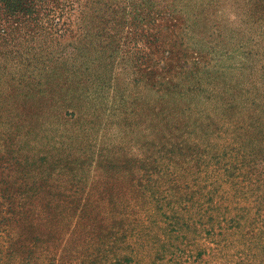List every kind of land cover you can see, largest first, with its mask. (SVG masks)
<instances>
[{
	"label": "trees",
	"instance_id": "obj_1",
	"mask_svg": "<svg viewBox=\"0 0 264 264\" xmlns=\"http://www.w3.org/2000/svg\"><path fill=\"white\" fill-rule=\"evenodd\" d=\"M211 3L0 0V264H264V0Z\"/></svg>",
	"mask_w": 264,
	"mask_h": 264
},
{
	"label": "rangeland",
	"instance_id": "obj_2",
	"mask_svg": "<svg viewBox=\"0 0 264 264\" xmlns=\"http://www.w3.org/2000/svg\"><path fill=\"white\" fill-rule=\"evenodd\" d=\"M217 3H216V2ZM218 1L219 2H221L222 0H212V2L213 3H211V6L210 7H208V8H205L204 9V12L206 13V16H207V18H208V20H209V26H215V18L219 15V3H218ZM223 1H225V4L223 5V6H225V8H222V10H223V12H224V14L229 10V7H228V5L231 3V0H230V3L229 4H227L228 2H229V0H223ZM192 2H193V0H192ZM230 16H232V13L230 14ZM171 23H169L168 25H169V27L168 28H163L162 30H159L158 32H159V35H160V37H161V40H167V42H169L170 43V46H172L173 45V43H174V41L176 40V42H177V46L179 47L180 45H179V38H181V41H183L184 43H185V45H189V46H193V44H188L190 41H187V39L184 37V31H181V29L180 28H177V27H170L171 25H170ZM158 35V34H157ZM61 39H60V42L61 43H65V42H67V41H70V40H72V38H73V34L72 33H69V34H65V35H63L62 37H60ZM176 45V44H175ZM85 55H88V57L89 58H93L94 57V59L97 57L96 56V53H94L93 54V56H92V54H91V52H87V54H85ZM81 57V56H80ZM223 61H224V59H223ZM212 62H213V60H212ZM225 62V61H224ZM226 63H228V61H226ZM123 74H124V72H122V70H120L119 71V75H118V77H120V78H122L123 77ZM127 77H126V75H125V80H123V81H126L127 79H126ZM122 82V81H121ZM119 87H121L122 88V86H119ZM137 90H134L133 88H132V86L130 85V84H128L127 85V90H128V92L130 93V98H133L134 96H142V94H144L145 93V91H144V89L142 90V89H140L139 87L138 88H136ZM106 90H104V92L103 93H106L107 95H109V96H107L106 97V108H108L109 106H110V108L114 111V113H118V112H122V111H120V109H114V106L115 107H120V106H116L117 104H119L120 102L119 101H116V102H114V98H115V93H113V96H112V99H113V101L111 100V95H110V91L108 90V91H106ZM112 92V91H111ZM140 99H141V97H140ZM115 105H114V104ZM127 106H129L128 104L126 105V107ZM126 107H125V110H126V113H128V111H129V107H127V109H126ZM121 108H123V106H121ZM3 110V114H4V116L2 117V118H0V126L2 127V129L4 130V128L6 129L7 127H8V129H10V127H11V124H14L13 123V121L15 120V114L14 113H10V112H6L5 110L6 109H2ZM40 111L41 112H43L42 113V115L41 116H37V117H32L31 118V120H35L36 121V123L37 124H41V125H43V124H46L47 122H50V121H54L55 120V117H57V118H60L61 120H62V124H56V126H57V128H66L68 131H70L72 128H77V129H79L80 128V125H82V124H80L81 122H79V120H73V118L72 117H68V113H66L65 115H62V118H61V116L60 117H58V116H56V115H51L50 113L51 112H53L52 110H51V107L50 108H48L47 110H44L42 107H41V109H40ZM47 114H48V117H47ZM60 114V113H59ZM121 114V113H120ZM36 115H38V114H36ZM213 116V119L215 120V122L217 121L216 120V116H214V115H212ZM53 117V118H52ZM40 118H42L43 119V121L42 122H40ZM47 118L49 119V120H47ZM52 122H50L49 124H52ZM215 122H213V123H215ZM3 123H7V124H3ZM2 129H0V130H2ZM3 165V164H2ZM3 166H6V165H3ZM57 170V169H56ZM89 173L90 172H93V169L90 167L88 170H87ZM100 175H102V173H99V175H97L96 174V176H94V177H97L98 176V178H99V176ZM67 177H68V175H67V173L66 172H63V173H60V174H58V175H55V176H53V178H55V179H57V181H65L66 179H67ZM53 186H55V187H58V188H60V189H62V188H65V187H67L68 186V184H64V183H56L55 185H53ZM223 188L224 189H229L230 188V186L229 185H225V186H223ZM235 240H237L236 242H235V246H233V247H229L228 248V252L229 253H233V252H237V254H238V247L237 248H235L237 245H238V236H236L235 238H234Z\"/></svg>",
	"mask_w": 264,
	"mask_h": 264
}]
</instances>
